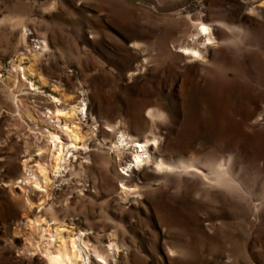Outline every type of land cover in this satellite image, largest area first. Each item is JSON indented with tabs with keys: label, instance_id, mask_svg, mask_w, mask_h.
I'll return each instance as SVG.
<instances>
[{
	"label": "rangeland",
	"instance_id": "374dc122",
	"mask_svg": "<svg viewBox=\"0 0 264 264\" xmlns=\"http://www.w3.org/2000/svg\"><path fill=\"white\" fill-rule=\"evenodd\" d=\"M79 234L76 264H264V0H0V264Z\"/></svg>",
	"mask_w": 264,
	"mask_h": 264
},
{
	"label": "bare ground",
	"instance_id": "6f19581e",
	"mask_svg": "<svg viewBox=\"0 0 264 264\" xmlns=\"http://www.w3.org/2000/svg\"><path fill=\"white\" fill-rule=\"evenodd\" d=\"M204 27L206 28V26H204ZM33 89H35L34 86H33ZM56 99H58V98H55V101H56ZM74 109H75V107H73V110ZM60 115L66 116V118H67L66 121H69V120L73 119L74 111H72V110L71 111H59L58 110L56 112V117L60 118ZM65 130L68 133H70L72 140L75 143L79 138V132L80 131H79L78 125H76V124L73 126L68 125L67 127H65ZM123 135L124 134H122V136ZM50 137L54 142L55 148H57V151L53 152L54 163L52 165V170L54 172H56V171H58V168L61 165L60 162H62L61 160L63 159V149H62V145L57 142V140H58L57 138L59 137L57 134L51 132ZM131 146L135 147V150L137 149L136 150L137 154L135 155L136 165H139L141 161L146 160L144 157V154L146 152L149 153V154H147V156H149L151 158V162H157V158H158L157 153L149 149L146 141H137V143H134ZM61 167H62V165H61ZM38 168H39L40 174H44V172L47 170L45 166H39ZM59 171H61V170H59ZM56 231H57V234H62V229H60L59 227H57ZM88 251H89L88 250V243L85 241L84 236L82 234H79L78 237L73 236L72 238H70L67 241L63 240L61 245L53 247V246H51V243H50L49 245L43 246V249H42V252L45 254V257H47L49 264H76L79 262V260L85 259L84 256L88 255V254H86V252H88ZM87 258L89 259L90 257H87Z\"/></svg>",
	"mask_w": 264,
	"mask_h": 264
},
{
	"label": "snow or ice",
	"instance_id": "6c2138e0",
	"mask_svg": "<svg viewBox=\"0 0 264 264\" xmlns=\"http://www.w3.org/2000/svg\"><path fill=\"white\" fill-rule=\"evenodd\" d=\"M203 31H205V32H206V31H207V29H203Z\"/></svg>",
	"mask_w": 264,
	"mask_h": 264
}]
</instances>
